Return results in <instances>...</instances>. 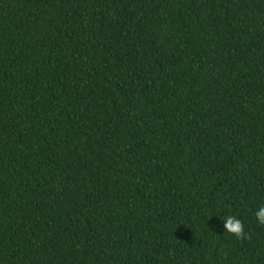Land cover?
<instances>
[{
  "label": "trees",
  "instance_id": "1",
  "mask_svg": "<svg viewBox=\"0 0 264 264\" xmlns=\"http://www.w3.org/2000/svg\"><path fill=\"white\" fill-rule=\"evenodd\" d=\"M262 205L264 0H0V264H264Z\"/></svg>",
  "mask_w": 264,
  "mask_h": 264
},
{
  "label": "clouds",
  "instance_id": "2",
  "mask_svg": "<svg viewBox=\"0 0 264 264\" xmlns=\"http://www.w3.org/2000/svg\"><path fill=\"white\" fill-rule=\"evenodd\" d=\"M257 224L264 225V205L258 207L254 213ZM223 231L237 239L247 238L245 224L235 215H229L221 220Z\"/></svg>",
  "mask_w": 264,
  "mask_h": 264
}]
</instances>
